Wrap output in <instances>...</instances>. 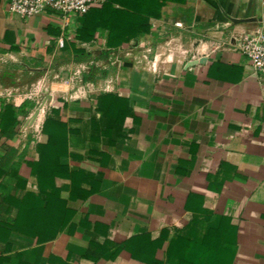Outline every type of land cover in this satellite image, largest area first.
Here are the masks:
<instances>
[{
	"label": "crops",
	"instance_id": "obj_1",
	"mask_svg": "<svg viewBox=\"0 0 264 264\" xmlns=\"http://www.w3.org/2000/svg\"><path fill=\"white\" fill-rule=\"evenodd\" d=\"M144 3L110 44L120 2L0 0V264H264V0Z\"/></svg>",
	"mask_w": 264,
	"mask_h": 264
},
{
	"label": "built area",
	"instance_id": "obj_2",
	"mask_svg": "<svg viewBox=\"0 0 264 264\" xmlns=\"http://www.w3.org/2000/svg\"><path fill=\"white\" fill-rule=\"evenodd\" d=\"M106 0H7L11 13L30 17L46 11L56 12L68 26L69 18L84 16L91 9L100 8ZM177 27L181 26L176 22ZM60 45L63 42L60 40ZM239 50L246 56L250 65L258 74L264 76V28L245 36L239 44ZM37 127V126H36Z\"/></svg>",
	"mask_w": 264,
	"mask_h": 264
},
{
	"label": "trees",
	"instance_id": "obj_3",
	"mask_svg": "<svg viewBox=\"0 0 264 264\" xmlns=\"http://www.w3.org/2000/svg\"><path fill=\"white\" fill-rule=\"evenodd\" d=\"M113 1L115 0H111V2L110 0H106L102 7L112 4ZM115 2H120L122 9L119 12L115 11V13L113 14V18H115L116 20V17L119 14L122 19V22L121 24H118V28H115L118 29L115 35V38L117 39L113 40L114 42H110V44H117L121 42L123 39H126L124 38L126 37V35L127 37H131L147 33L150 29L149 20L148 17L145 18V16H142L141 18V14L147 15L148 13H153L154 17L158 16V13L155 12L159 10L157 4L153 5L152 12H149L150 10L148 11L144 0H117ZM94 9H91L87 14H89ZM136 19L138 20V22L140 21V23H136ZM133 21H135V23H133ZM107 43H109V41H107Z\"/></svg>",
	"mask_w": 264,
	"mask_h": 264
},
{
	"label": "water",
	"instance_id": "obj_4",
	"mask_svg": "<svg viewBox=\"0 0 264 264\" xmlns=\"http://www.w3.org/2000/svg\"><path fill=\"white\" fill-rule=\"evenodd\" d=\"M255 18H247V19H240V20H236V21H251L254 20ZM41 109V105L39 107H36L33 112L29 115L28 117V124H33L35 122V120L37 119V116L40 112Z\"/></svg>",
	"mask_w": 264,
	"mask_h": 264
},
{
	"label": "rangeland",
	"instance_id": "obj_5",
	"mask_svg": "<svg viewBox=\"0 0 264 264\" xmlns=\"http://www.w3.org/2000/svg\"><path fill=\"white\" fill-rule=\"evenodd\" d=\"M115 1H117V0H115ZM110 2H111V0H110ZM33 227H37L36 223H35V226H33ZM35 235H37V236H38L39 234H35Z\"/></svg>",
	"mask_w": 264,
	"mask_h": 264
}]
</instances>
